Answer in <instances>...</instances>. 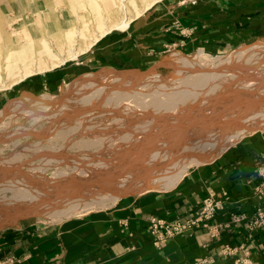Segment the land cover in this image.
<instances>
[{"label": "rangeland", "instance_id": "rangeland-1", "mask_svg": "<svg viewBox=\"0 0 264 264\" xmlns=\"http://www.w3.org/2000/svg\"><path fill=\"white\" fill-rule=\"evenodd\" d=\"M115 1L0 0V67L11 65L10 74L14 75L3 72L9 78L0 81V86L5 88L0 90V209L7 207L2 209L4 212L17 202L20 192L36 195L45 188L57 187L54 193H58L68 185L79 184V180L93 178L98 174L95 170L104 173L119 165L117 159L127 153V147L141 144L135 140L145 136L131 127L139 119L137 113L144 109L138 107L156 111L155 100L164 99L161 86L178 83L180 75L175 74L170 65L176 54L193 63L217 65L229 58H232L229 63L235 61L241 54L246 58L252 50L264 46V39H260L230 48L206 47L189 52L170 48L152 64L125 70L100 69L79 75L72 72L78 57L58 64L72 53L83 50L107 26L125 17L136 19L152 0H128L125 11L118 10ZM96 10L103 12L99 20L94 18ZM67 34L69 36L65 38ZM65 39L70 42L69 46ZM45 50L48 56L44 54ZM52 65L56 66L52 70L36 72ZM28 69L36 73L10 85L11 78ZM65 71L72 75L54 79ZM251 72L252 76H264V64ZM263 129L243 134L238 140ZM219 154L190 166L184 174ZM160 184L158 181L151 186H140V191L136 189L114 203L79 208L68 216L54 217L45 212L22 216V219L3 226L0 234L26 226L53 225L104 211L122 198L148 191H165Z\"/></svg>", "mask_w": 264, "mask_h": 264}, {"label": "crops", "instance_id": "crops-1", "mask_svg": "<svg viewBox=\"0 0 264 264\" xmlns=\"http://www.w3.org/2000/svg\"><path fill=\"white\" fill-rule=\"evenodd\" d=\"M158 1L124 30L100 38L72 72L138 68L170 48L189 52L264 39V0ZM61 74L54 79L72 75ZM262 166L264 129L190 170L171 189L122 198L110 209L57 224L5 231L0 258L14 257L18 264H264V225H251L264 208V192L256 190ZM209 195L223 204L211 220L216 237L199 228L156 243L152 218L184 221Z\"/></svg>", "mask_w": 264, "mask_h": 264}, {"label": "bare ground", "instance_id": "bare-ground-1", "mask_svg": "<svg viewBox=\"0 0 264 264\" xmlns=\"http://www.w3.org/2000/svg\"><path fill=\"white\" fill-rule=\"evenodd\" d=\"M127 1L117 0L115 6L118 10L125 11ZM156 1L158 0L150 1L145 9ZM102 13L96 10L95 20L101 19ZM132 20L133 18L125 17L107 26L83 50L72 53L58 64L79 57L100 38L113 30L125 29ZM68 36L67 34L65 38ZM66 45L69 46L70 42L66 41ZM260 50H264V46L252 50L246 58L241 54L232 61L235 63H229L232 59L229 58L223 64L222 61L217 65L209 63L203 64L204 66L186 61L176 54L170 65L174 67V73L180 75L178 83L161 86L164 99L155 100L156 111L151 112L148 108L145 111L146 107H138L144 109L137 113V123L130 125L146 136L135 140L142 142L141 144L134 142V145L128 146L127 153L117 159L120 163L112 170L104 173L95 170L98 174L93 178L79 180V184L68 185L58 193H54L57 187L45 188L36 195H29L28 191L20 192L17 202L10 205L7 212L2 210L7 207H1L0 229L7 223L22 219V216L40 212L63 217L75 213L79 208L106 206L121 196L139 190L140 186H151L158 181L161 182V189L168 190L176 185L190 166L216 156L243 134L264 128V76L250 75L251 71L264 64V52H259ZM44 54L48 56V51L45 50ZM54 67L56 66L41 67L36 72L52 70ZM236 67L239 69H235ZM12 70L11 65L0 67V81L8 79L9 75L14 76L10 74ZM3 72H9V75H4ZM36 72L24 70L21 75L10 79V85L13 86ZM254 84L256 86L253 88ZM3 87L0 86V90L5 89ZM111 98L114 99V95ZM76 196L81 198L77 199Z\"/></svg>", "mask_w": 264, "mask_h": 264}, {"label": "built area", "instance_id": "built-area-1", "mask_svg": "<svg viewBox=\"0 0 264 264\" xmlns=\"http://www.w3.org/2000/svg\"><path fill=\"white\" fill-rule=\"evenodd\" d=\"M260 183L257 185V192H264V166L258 169ZM223 204L220 199L212 195L205 197L198 209L184 221L166 222L161 219L152 218L149 222V230L155 236L156 243L162 242L166 237H172L179 233L191 232L203 228L208 230L212 238L218 235L217 226L211 225V220L216 213L222 210ZM253 228H260L264 225V208L258 209L252 222ZM228 251V250H227ZM239 264H244L236 260ZM0 264H18L14 257L0 259ZM245 264H250L245 263Z\"/></svg>", "mask_w": 264, "mask_h": 264}, {"label": "water", "instance_id": "water-1", "mask_svg": "<svg viewBox=\"0 0 264 264\" xmlns=\"http://www.w3.org/2000/svg\"><path fill=\"white\" fill-rule=\"evenodd\" d=\"M154 67H156V66H154ZM154 67H152V68H154Z\"/></svg>", "mask_w": 264, "mask_h": 264}]
</instances>
